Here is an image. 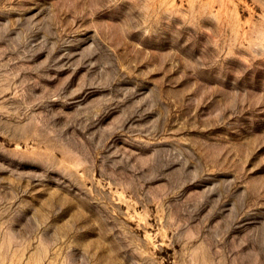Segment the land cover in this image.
<instances>
[{
    "label": "rangeland",
    "instance_id": "rangeland-1",
    "mask_svg": "<svg viewBox=\"0 0 264 264\" xmlns=\"http://www.w3.org/2000/svg\"><path fill=\"white\" fill-rule=\"evenodd\" d=\"M0 264H264V0H0Z\"/></svg>",
    "mask_w": 264,
    "mask_h": 264
}]
</instances>
